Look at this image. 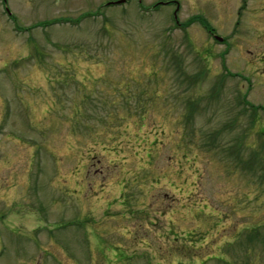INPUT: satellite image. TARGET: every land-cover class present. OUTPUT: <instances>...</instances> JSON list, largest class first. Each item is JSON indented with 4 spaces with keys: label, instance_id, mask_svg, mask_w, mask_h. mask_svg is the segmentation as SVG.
I'll return each instance as SVG.
<instances>
[{
    "label": "rangeland",
    "instance_id": "obj_1",
    "mask_svg": "<svg viewBox=\"0 0 264 264\" xmlns=\"http://www.w3.org/2000/svg\"><path fill=\"white\" fill-rule=\"evenodd\" d=\"M116 1L0 0V264H264V0Z\"/></svg>",
    "mask_w": 264,
    "mask_h": 264
},
{
    "label": "flooded vegetation",
    "instance_id": "obj_2",
    "mask_svg": "<svg viewBox=\"0 0 264 264\" xmlns=\"http://www.w3.org/2000/svg\"><path fill=\"white\" fill-rule=\"evenodd\" d=\"M242 3H243V7L245 8L246 7V2L245 1H242ZM176 7H177V5H176ZM243 8H241V10H242ZM176 24H179V23H177V22H175ZM204 27H206V26H204ZM208 34H209V36L211 35L213 38H214V34H212L210 31H208Z\"/></svg>",
    "mask_w": 264,
    "mask_h": 264
},
{
    "label": "water",
    "instance_id": "obj_3",
    "mask_svg": "<svg viewBox=\"0 0 264 264\" xmlns=\"http://www.w3.org/2000/svg\"><path fill=\"white\" fill-rule=\"evenodd\" d=\"M121 2V1H120ZM120 2H117V3H120ZM218 40H220V39H218Z\"/></svg>",
    "mask_w": 264,
    "mask_h": 264
},
{
    "label": "trees",
    "instance_id": "obj_4",
    "mask_svg": "<svg viewBox=\"0 0 264 264\" xmlns=\"http://www.w3.org/2000/svg\"><path fill=\"white\" fill-rule=\"evenodd\" d=\"M87 16H89V15H87Z\"/></svg>",
    "mask_w": 264,
    "mask_h": 264
}]
</instances>
